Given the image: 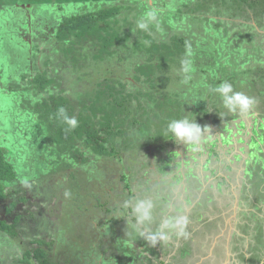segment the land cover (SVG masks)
I'll list each match as a JSON object with an SVG mask.
<instances>
[{
	"label": "rangeland",
	"instance_id": "rangeland-1",
	"mask_svg": "<svg viewBox=\"0 0 264 264\" xmlns=\"http://www.w3.org/2000/svg\"><path fill=\"white\" fill-rule=\"evenodd\" d=\"M188 1L191 0H0V67H3V70L0 68V141L4 152L9 153L15 172L14 181L6 188L8 199L0 203V218L10 224L21 216L16 227L19 239L0 232V264L22 263L23 249L33 247L30 241L34 239L55 242L53 252L62 259H69L68 264H161V261L163 264H180L178 254L182 251L181 246L186 247L184 238L173 237L168 244L150 247L138 236L134 219L124 217L128 210L122 208V204L133 197L152 198L156 204L154 216L159 221L165 215L174 214V208L178 205L189 207L194 202L182 204V188L193 190L192 196L196 195L197 201L201 197L202 205L207 194L204 188L219 186L234 188V194L242 202L239 209L232 211L229 207L228 216L223 220L226 228L232 230L230 247L235 256L230 257V261L256 263L255 256V259L250 257L247 259L249 261H244L243 257L237 255V250L245 243L243 234L257 240L260 231L264 230V207L260 205L264 197V111H260L263 109L261 106L256 108L260 105L261 97L254 99L246 114H241L239 110L229 111L220 102L213 106L208 102L207 111L201 109L203 105H199L195 111L189 109L187 117L193 116L191 118L202 128L210 129L196 147L176 143L173 139L155 142L149 137L160 134L159 127L154 124L131 125L125 126L124 133L115 139L120 150L118 158L94 156L88 147L78 142L77 150L88 158L86 163H79L66 154V146L59 143L57 132L54 136L58 144L55 140L52 143L47 141L46 122H40L34 113V105L40 102V98L48 100L50 95L69 96L75 106L83 98L89 106L92 100L85 95L96 93L97 85L105 77L113 82L126 79L131 83H128L127 90L133 89L134 84L137 88L140 83L135 80L139 76L138 65L145 57L140 45L144 30L136 27L137 19L150 8L158 9L159 26L156 30L159 36L163 34L164 38H168L167 24L171 18V26H180L172 16V9ZM118 4L128 9L117 17L119 25L112 26H119L121 34L128 38L114 43L109 48L112 55H105V58L99 59L101 61L95 59L97 48L93 47L91 40L84 41L87 51L81 48V54H75L74 50L73 54H65L72 56L70 59L76 68H71L72 64L61 53V48L67 49L68 46L56 41V24L64 17ZM227 13L220 17L212 16L214 21H218V18L222 21L219 28H215L211 22H203L201 18H197L196 22L191 18L183 19L189 24L188 27H195L190 23L194 22L206 30L198 40L199 45L205 48L206 56L197 58L199 63L203 62L202 65L195 62L191 67L192 72L200 76L196 69L198 65L203 67L205 64L208 76L202 81L208 89L220 84L217 80L227 75L226 68L238 71L250 68L251 71L259 64L264 65V35L259 34V31L264 32V28L255 27L257 22L245 14L234 16L235 22L231 24L229 16L225 15ZM150 26L154 28L157 23ZM181 26H186L184 21ZM144 32L156 34L151 29ZM23 39L28 42V47L26 43L23 44ZM228 40H231L230 45L237 40L242 42L240 49L237 48L241 55L240 52L237 55L233 49L236 59L229 66V50H226L222 57L220 55L219 63L214 64L215 56L219 54L213 55L208 50L224 49ZM19 44H23L22 49L15 50ZM95 44L99 45L100 42ZM253 47L263 49L258 57H253L254 65L248 62L255 55ZM37 49L43 50L42 53L38 52V57L35 56ZM245 52L249 57L245 56ZM92 59L96 62L92 63ZM241 62L244 64L241 65ZM40 71L47 72L56 80L39 97H35L31 83L36 72ZM241 80L234 78L232 84L239 82L236 91L246 92V96L250 97ZM66 81H69L67 86L64 85ZM77 112L78 106L71 117H76ZM152 119H155L154 114ZM234 121L243 126H235ZM140 129L143 131L140 132ZM51 134L52 130L49 129ZM167 160L170 164L168 167L165 166ZM229 166L231 169L228 170ZM170 168L175 170L170 172ZM223 176L226 177V184ZM125 184L129 186V192ZM11 202L17 205L11 213H6L5 208ZM190 210L188 217L192 220L195 208ZM213 215L217 216L215 213ZM231 215L237 219L230 226L228 218ZM228 231L224 232V237H227ZM70 239L75 241L71 244ZM172 254H176V257ZM195 256L197 258L192 254L184 256L183 262L209 264L216 257L201 260L199 255Z\"/></svg>",
	"mask_w": 264,
	"mask_h": 264
},
{
	"label": "trees",
	"instance_id": "trees-1",
	"mask_svg": "<svg viewBox=\"0 0 264 264\" xmlns=\"http://www.w3.org/2000/svg\"><path fill=\"white\" fill-rule=\"evenodd\" d=\"M124 9L126 12L128 7L118 4L97 11L85 12L62 18L61 22L56 24V41L58 44H63V46L67 45L68 48H61L63 49L61 53L64 55L73 54L74 51H76L75 54H81V48L87 51V47L83 42L91 40L93 47L97 48V57H95V59H98L97 61H101L103 57L105 58V55H112L109 48L113 47L114 43H121L128 38L121 34L119 26H117L118 28L112 26L113 24L115 26L119 25L120 21L117 17L123 13ZM172 10L174 11L172 16L175 18V21L180 23V26L176 27L180 28L176 29L175 26H171V21H173L172 18L171 21L168 20L170 21L169 24H167V29L169 28L168 32L170 33L168 38H164L165 35L163 36V34L159 36L156 30V28L158 29L157 26L154 28L149 26V30L155 31L156 36L151 35L152 33H145V30L142 32L143 41L140 45L145 51V57L138 65L137 72L139 76L135 80L140 83H138L137 88H135L136 84L132 83L134 84L132 85L133 89L127 90L128 83H131L126 79H118L113 82V80L105 77V79L97 85L98 89L96 93L93 95H85L89 96V99L92 100L89 106L86 105L87 100L84 101L83 98H81L78 102L79 104L76 105L78 106V112L75 118L78 123L75 128H70L63 120L58 118V112L61 107L65 109L66 116L71 117V115L74 114L76 106L75 103L72 102L73 99L71 97L60 95L55 97V95H50L49 98H47L48 100L40 98V102L34 105V113L37 115V119L40 122H46L48 128L47 141L52 143L55 140L57 143V138H55L54 135L58 133L57 136L60 139L59 143L61 144L62 142L66 146V154L79 161V163H86L88 158L86 156L83 157L84 155L78 152V142L88 147L94 156L118 158L120 150L115 139L122 135L121 133H124L123 128L125 126L138 124L150 126L149 124H154L161 129L159 132L160 134L149 138L155 142L163 143L164 139H173L170 133L166 131L167 123L170 120L187 116V111L189 109L195 111L196 108H199V105H203L201 109L207 111L208 102L210 106L218 102L222 104L221 96L214 91L216 86H212L208 89L205 82L202 81L204 77L208 76V72L205 69V64L203 67L199 66L202 65L203 62L199 63L200 61L197 59L199 56H201V59L203 56H206L204 51L205 48L201 47L198 43V40H201V37H203L201 34H204L206 30L199 24L196 25L194 22L190 23L195 27H188L189 24L183 19L189 20V18H191L196 22L197 18H201L200 20L203 22L208 24L211 22L215 25V28H219L222 26V21L220 18H218V21H214L212 16L220 17L228 12L225 15L229 16V22L231 24L235 22L234 16L245 14L249 16L248 18H252L257 22L255 27L259 26L260 28H264V0H240V2H237V0H191ZM188 13L191 15H188ZM182 21L186 24L185 27L181 26ZM149 30L147 31L149 32ZM261 32L259 31V34L264 35L263 30ZM230 41L231 40H228L224 49L208 50L213 55H216V53L219 54L218 57L215 56L213 61L214 64L219 63L220 55L222 57V54L227 52L226 50H229V55L227 56L229 66L231 65L230 63L233 62L232 60L236 59V57H233V49L237 55L239 52V55H241V51H238L237 48L240 49L242 42L239 43L240 40H237L230 45ZM99 42V45L95 44ZM253 48L255 50V55L252 56L253 60H248V62L250 61V63L254 65L255 59L253 57H258L263 49H260V47ZM246 50L247 48L244 51ZM24 52L27 54L25 50ZM38 52L42 53L43 50L37 49L36 57H38ZM46 53L47 51L45 49L44 54ZM245 56H248L246 52ZM20 57L23 58L22 55ZM64 57L72 64L70 65L71 68L72 66L76 68L71 60L72 56L68 57L65 55ZM23 60H26V58H23ZM92 60V63L96 62V60ZM195 62L199 64L196 73L200 74V76H196L194 71L193 75L191 65H194ZM208 64L213 65L212 63ZM240 64L242 65L244 63L241 62ZM259 65H257L258 68L251 71H249L250 68H247L246 71L229 70V68H226L227 75L221 77V79L217 81L222 83L226 80L228 83L232 84V79H242L241 83H245L244 90L250 93L251 98H262V100H259L260 105L256 106V108L261 106L263 109L260 111H264V65ZM0 68L3 70V67ZM47 72H36L32 79V92L35 94V97H39L47 87L55 84L56 78H51L48 76ZM216 72L217 69H215V73ZM248 75H250V78ZM201 82H204V84L201 85ZM257 82L260 85L257 84L256 86ZM250 83H252L253 86ZM68 84L69 81L64 83L65 86ZM238 84H232L233 90L246 95V92L241 90L236 91ZM261 86L262 88L259 89ZM134 102L137 105H135ZM152 114H154L155 119H152ZM191 117L193 118V116L188 118L192 119ZM161 121L163 124H160ZM55 122H57V124H55ZM234 122L235 126H239V124L243 126L242 123ZM161 126L164 129L160 128ZM49 129L52 130L51 135H49ZM139 131L142 132L143 129ZM234 134L236 135L237 133ZM212 152H215V150L212 149ZM169 165V160H167L165 166L168 167ZM13 168V164L9 160V153L4 152L1 140L0 203L8 199L6 188L15 179ZM229 169L230 167H228V170ZM174 170L175 168H170V172ZM229 177L230 175H228V178ZM224 178L225 177H222L223 182L225 180ZM227 185L230 184L227 183ZM128 187L129 186L125 184V189L129 192L130 188ZM21 200L24 201L25 199ZM16 205V202H11L6 206L5 212L11 213ZM20 219L21 216H17L15 220L9 224L3 218H0V232L8 234L15 238V240L19 239V232L16 231V227ZM18 241L20 242V240ZM74 241L75 240L70 239L69 242L72 244ZM30 244L33 247L30 249H23L22 263L19 264H68L69 262V259H62L53 252V249L55 250L56 248V244L53 241L48 242L45 239H34L30 241ZM67 246L68 244L66 243V247ZM131 253H134V251H131ZM183 255L184 254H182V256ZM161 263H163V261H161Z\"/></svg>",
	"mask_w": 264,
	"mask_h": 264
},
{
	"label": "clouds",
	"instance_id": "clouds-1",
	"mask_svg": "<svg viewBox=\"0 0 264 264\" xmlns=\"http://www.w3.org/2000/svg\"><path fill=\"white\" fill-rule=\"evenodd\" d=\"M160 12L156 8H150L137 19L136 27L140 30H149L153 23L158 25ZM215 92L219 93L222 98L223 106L229 111L239 110L241 114H246L254 104V98L248 97L243 93L235 92L232 84L222 82L216 86ZM58 118L63 120L70 128L77 126V119L65 115V109L61 107L58 112ZM166 131L170 133L176 143L184 145L198 146L205 133L210 131L205 126L202 128L195 119H189L184 116L180 119H172L167 123ZM156 204L152 198H131L122 204V208L128 210L127 218L134 219L138 236L143 238L150 247L157 244H168L173 237L187 239V231L190 223L188 215L183 208H177L174 214L165 215L159 221L154 216Z\"/></svg>",
	"mask_w": 264,
	"mask_h": 264
},
{
	"label": "crops",
	"instance_id": "crops-1",
	"mask_svg": "<svg viewBox=\"0 0 264 264\" xmlns=\"http://www.w3.org/2000/svg\"><path fill=\"white\" fill-rule=\"evenodd\" d=\"M23 17L24 15L22 16V18ZM27 29L28 28H26V30ZM23 42H24L23 44L26 43V46L28 45V42H26L25 39H23ZM21 45L20 44L17 45L15 50L22 49ZM2 83H5V82L3 81ZM238 157H240L239 154H238ZM204 189L206 190L208 189L209 191V193L207 191V194L205 193V196H204L206 198L205 204L201 205L200 203L201 197L199 201H197L196 195L192 196L193 190L191 189L186 190L185 188H182L183 193H184L182 196V198L184 199V201H182V204L184 205L186 201L188 203H191L192 201L194 202L191 205H189L190 208L186 206H182V205L181 207L178 205V207L174 208V211H176L177 208H183L185 210L186 215H189L191 213L190 209L195 208V210L193 211L194 219L191 220V218L189 217L190 223L187 228V231L189 233V238L184 239L186 242V247L184 245L181 246L182 251L181 253L178 254L180 256L178 259L179 260L181 259L180 264H188L187 261L183 262L184 258H186L184 256H189L191 254L194 257H196L195 254L199 255L201 260L204 258L208 259L211 256L213 257L216 256L215 261H212L209 264H240L239 262L236 263V262L230 261V257L235 256V252L231 251V247H230V239H231L232 230L230 228H229L230 230L226 228V225L223 220H225L227 218L226 216H228L229 207H231L232 211L235 208L239 209L238 206H241V203H242L240 202L241 198H238L234 194V190H235L234 188H222L221 186H219V188H204ZM229 190H231V192ZM262 198H263L262 199L263 201H261L260 205H263L264 207V197ZM198 205H201V207L199 208ZM214 213L217 216H214L213 215ZM233 216L231 215L228 218L230 226L233 220L237 219V218H234ZM219 221H221V224L219 223ZM222 222L224 224H222ZM221 225H223L222 228H220ZM195 229L196 231L194 232ZM225 231H228L227 237H224ZM191 232L192 234L194 232L193 236ZM242 237H243L242 240H244L245 243L243 244V247H240V249L237 250L239 251L237 252V255L238 256L240 255L241 257H243L244 261H249L247 259H249L250 257L254 258L255 256L257 258L256 263L254 261H249L250 263L253 262V264H264V230L260 231L259 235L256 237L257 240L250 239L247 235L245 236L244 234L242 235ZM200 239L202 241H200ZM224 241H227V243H225ZM177 246L178 244L174 247H177ZM182 254L184 255L182 256ZM172 256L176 257V254L175 255L172 254ZM249 262L248 263L245 262L241 264H250ZM171 264L173 263L171 262Z\"/></svg>",
	"mask_w": 264,
	"mask_h": 264
}]
</instances>
